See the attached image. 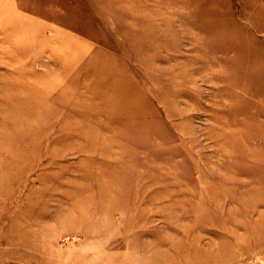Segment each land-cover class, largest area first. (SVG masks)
<instances>
[{"label": "rangeland", "instance_id": "obj_1", "mask_svg": "<svg viewBox=\"0 0 264 264\" xmlns=\"http://www.w3.org/2000/svg\"><path fill=\"white\" fill-rule=\"evenodd\" d=\"M0 264H264V0H0Z\"/></svg>", "mask_w": 264, "mask_h": 264}]
</instances>
